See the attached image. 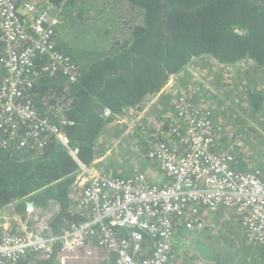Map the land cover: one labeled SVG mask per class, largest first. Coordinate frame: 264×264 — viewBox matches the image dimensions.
Returning <instances> with one entry per match:
<instances>
[{
	"label": "trees",
	"instance_id": "16d2710c",
	"mask_svg": "<svg viewBox=\"0 0 264 264\" xmlns=\"http://www.w3.org/2000/svg\"><path fill=\"white\" fill-rule=\"evenodd\" d=\"M26 1L56 7H60L64 1L67 4V0ZM122 1L142 15L138 24L130 20L125 22L130 30V39L116 40L98 53L54 39L55 51L62 55L66 65L51 67L46 58L36 57L28 73L27 84L22 85L24 103L29 102L44 118L61 114L63 122H58L57 118L51 120L60 125L71 147L78 149V159L82 163H89L98 152L105 133L120 127L114 125L116 116L123 115L127 108L139 111L171 76H180L192 60L197 59L202 65L205 63L206 67L212 68L208 60L213 59L227 74L230 71L226 69L227 66L249 61L251 64H245L243 71L237 70L245 73L239 75L241 92L234 97L239 98L236 106L249 115V120L262 125L260 131L256 130V126H249V123L236 126V119L228 126L222 125L220 120L227 117L224 111H218L222 116L218 118L217 105H209L208 102L200 104V101L210 97L216 100L217 95L206 94L200 99L185 88L182 95L190 115L178 114L176 101L171 96H161L163 98L153 110L159 113V117L151 123L149 131L154 134L161 129L168 134L165 141L171 143L170 149L176 147L175 141L182 138L189 118H195L193 113L196 112L198 119L206 118L214 126L212 152H226L232 156L237 170L246 172L257 169L264 180L261 164L251 161V155L247 154L250 143L240 134L245 128L246 132L256 133L264 141V87L254 83L258 74L264 76V6L256 5L251 0H208L207 3H204L205 0ZM198 4L201 5L196 6ZM174 5L178 6L169 10ZM2 55L0 44V57ZM65 69L71 72L73 80L64 74ZM217 75L219 77L221 74ZM244 76L245 80L242 79ZM214 79L212 77L211 85L219 84ZM227 85L230 87V83ZM101 109L110 114L100 113ZM218 126L220 129H217ZM121 131H116V142ZM0 136H4L1 130ZM6 139L5 145L0 143V210L10 205L20 220L27 219L30 223L27 212L32 206L38 214L31 222L33 228L40 232L43 226H48L52 235H60L72 225L86 221L88 211L78 208L82 188L75 184L77 165L68 151L51 137L45 138L40 147L31 142L19 147L16 137L11 140L9 133H6ZM107 167L104 173L119 175L112 170L113 164ZM235 222L236 228L239 226L241 230L240 221L235 219ZM6 232L15 233L17 230L8 229ZM126 233L118 234L121 238L127 237ZM241 237L245 254H255L257 263L264 264V248L249 243L242 234ZM189 251L187 256L184 254L187 263L192 264L193 260L204 262ZM224 252L212 250L213 256L209 252L211 262L203 264H221L220 260L223 264H232L230 250L224 255L227 263L220 254ZM174 254L172 250L169 264L176 262ZM114 255L100 247L96 240H86L73 254L62 251V245L57 242L51 252L31 253L15 264H114ZM202 255L208 259L205 254Z\"/></svg>",
	"mask_w": 264,
	"mask_h": 264
},
{
	"label": "built area",
	"instance_id": "2783aa9c",
	"mask_svg": "<svg viewBox=\"0 0 264 264\" xmlns=\"http://www.w3.org/2000/svg\"><path fill=\"white\" fill-rule=\"evenodd\" d=\"M62 7L0 0V130L4 133L0 143L6 144V133L11 140L16 137L19 147L29 142L40 147L45 138H53L75 161L77 186L88 182L78 205L88 211V217L60 235H52L48 226H43L46 232L40 235L31 223L38 214L29 207L27 217L31 222L15 221L17 232H5L0 237V264H15L31 253H49L57 242L62 251L73 254L86 240H96L105 251L113 252L114 264H169L181 229L193 234L203 229L213 232L209 214L219 208L228 218L240 221L242 235L249 243L264 248V180L257 169L237 170L226 152H212L214 126L208 119H198L194 112L195 118H189L182 138L171 149V143L165 141L168 134L161 129L150 135L142 130L137 154H143L165 179L155 184L140 172L132 176L102 172L96 165L104 162L105 156L90 164L82 163L78 149L71 147L60 125L51 120L62 121L61 114L44 118L29 102L24 103L23 86L36 57L46 58L51 67L66 65L54 48L56 32L62 24ZM245 64L251 63L237 62L226 69L243 71ZM64 74L74 79L69 70L65 69ZM175 78L171 76L157 94L150 96L140 112L127 108L123 115L140 118L154 110L161 96L167 94L174 95L178 114L190 115L185 98L179 97L181 90L174 91ZM103 113L110 114L105 110ZM123 115L115 118L120 127ZM128 133L124 128L122 137ZM118 142L112 149L117 148ZM123 231L127 237L120 238L118 233ZM192 238L178 237L180 241Z\"/></svg>",
	"mask_w": 264,
	"mask_h": 264
},
{
	"label": "rangeland",
	"instance_id": "374dc122",
	"mask_svg": "<svg viewBox=\"0 0 264 264\" xmlns=\"http://www.w3.org/2000/svg\"><path fill=\"white\" fill-rule=\"evenodd\" d=\"M70 1V2H69ZM104 2L106 5L110 4V0H100ZM74 8V13L72 14V17H75L74 23L77 25H80L81 19L83 21L82 28L84 29V32L87 33V36L83 38L80 42V48H83L84 50L88 51H95L94 53H98V51H103L110 45L109 42H111L113 39H119L124 40L127 38L126 25L125 22L127 20H130L129 16H126L123 13H120L119 16H117L118 13H112L104 15L101 18L96 17L93 12H91V5L92 0H67V3ZM80 5L84 8V13L82 12L81 8L78 7ZM81 12V15L79 13ZM88 22H91L90 25L86 24ZM86 24V25H84ZM77 30L75 29H69L67 40L68 42L71 41L72 43H76L77 41ZM92 55V54H91ZM205 66V63H203ZM213 67H216V65L213 64ZM235 71L234 69L229 71L228 74L219 70L216 71V69H210L208 68L206 72L201 74L200 78L203 82H200L202 88L199 89L203 90L205 92L201 97H204L206 94H216L217 99L213 100L211 97L209 99H205L204 101H200V104L203 105L204 102H208L209 105H217V109L215 110L218 112L220 110L224 111V120H220V123L224 126H228L229 123L232 122V120L236 119L235 125L238 126L240 123H249V126H256V130L260 131L262 129V125H259L257 123H254L249 120V115L243 113L242 108H239L236 106V103L239 101L238 97H234L235 94H237L239 91H241V85H240V72ZM224 73V74H223ZM245 73V72H244ZM244 73H240V75H244ZM217 74H221L219 77ZM251 76V73L248 75ZM212 77L220 80L217 81L219 83L217 86L210 83L212 80ZM242 79L245 80V76L242 77ZM249 79V78H248ZM248 82V80H247ZM227 83H230V87L227 85ZM256 86L263 88L264 87V76H259L255 78ZM184 96V95H183ZM180 95L179 97H183ZM178 97V98H179ZM197 97H199L197 95ZM200 98V97H199ZM201 99V98H200ZM151 111V110H150ZM148 112L142 117L137 118L133 114L131 115H123L122 121H123V127H117L113 131L109 130L105 133V135L102 137V141L104 145H101L99 147V155L105 154L106 152L110 151L112 154L116 157H118V162H120L119 167L115 166L112 167V170H115L120 176L130 175L133 172H143L147 178L149 179V175L153 170L149 169L148 167H154L153 165H150L144 158L143 154L138 155L137 154V144L140 142L138 136H140L142 130L146 131L147 135H150L151 132L149 131V126L151 123L159 117L158 112ZM140 112V109L139 111ZM162 112V111H161ZM212 114H214L213 111H211ZM161 115V113H160ZM217 117L221 118V114L219 112L217 113ZM243 118L239 119V118ZM118 124V123H116ZM114 124V125H116ZM120 126V125H119ZM139 127L137 130L136 127ZM124 128L129 131L127 137H122L123 131H121V134L119 133L117 136L118 146L115 149H112V145L114 146L116 142V131L119 129L124 130ZM240 134L243 138H245L249 143L250 146L247 150V154L251 155L253 159L251 161L253 162H259L261 164V169L264 172V141L258 137L256 133H248L246 132L245 128H242ZM238 133V135H240ZM132 135V136H131ZM239 138V136H237ZM131 141V144H128V142ZM112 143V145L110 144ZM109 146V147H108ZM129 146H131V151L128 152ZM263 151V154L262 152ZM258 154L260 157L258 158ZM111 158L109 154H107L103 160L108 161ZM258 158V159H257ZM249 159V160H250ZM262 160V161H261ZM261 161V162H260ZM118 164V163H116ZM119 168V169H117ZM102 170H107L102 168ZM224 211L222 208H219L217 212L212 213L215 215H211L210 219H208L209 223L215 222V230L207 231V229H203L199 232L195 231L194 234L190 231H185L181 229L179 232L178 237L185 238L186 235L188 237H193L190 239L191 243L188 245H182L183 252L185 256L188 254V250L193 251L195 254V257L200 258L206 263L211 262L213 256L212 250H215L219 252H222V250H225L224 253H220L224 258V261L227 263V259L224 255L228 254L230 250V253L232 254V264H258V259L256 258L255 254L250 253L246 255V249H244L243 244V238L241 237V230L240 227L237 226L236 228V222L235 220L230 217L228 218V214H222L220 213ZM220 217V220L217 221ZM214 225V224H213ZM243 236V235H242ZM176 237V245H175V251L177 248V242H180V240ZM245 243V242H244ZM240 245L242 247L240 248ZM208 247L210 250H208ZM259 247V246H258ZM256 247L255 249H259ZM174 251V253H175ZM246 253V254H245ZM205 254L208 259H205V257L202 255ZM242 258V259H241ZM241 259V260H239ZM203 262V263H204ZM219 262L222 263L220 260ZM218 262V263H219ZM201 263L198 260H193L192 264H199ZM201 263V264H203Z\"/></svg>",
	"mask_w": 264,
	"mask_h": 264
},
{
	"label": "crops",
	"instance_id": "0c3cea01",
	"mask_svg": "<svg viewBox=\"0 0 264 264\" xmlns=\"http://www.w3.org/2000/svg\"><path fill=\"white\" fill-rule=\"evenodd\" d=\"M24 2H27L26 0H22ZM66 1L62 2L63 7H62V13H61V17H62V24L60 25V27L58 28L57 32H56V36L55 39H57V42H68L67 37H68V32L69 29H75L77 30L78 34H77V41L76 43H72L71 41H69L68 43H70V45H80V42L83 38H85L87 36V33L84 32V29L82 28L83 26V21L81 19V24L77 25L76 23H74L75 21V17H72V14L74 13V8L73 6H71L69 4V2L67 4H65ZM35 4V3H34ZM36 5H45V4H36ZM79 8H81L82 12L84 13V6L82 7L79 3L78 5ZM91 12L94 13L95 18L99 17L102 19V17L104 15L107 14H111L112 13H118L117 16H119L120 13L125 14L126 16H129L130 21L132 23H136L138 24L140 22V17H142V15L140 14V12H135L131 7L128 6V4L124 3L122 0H110V4L106 5L104 2L100 1V0H92V5H91ZM80 15L81 12L79 11ZM136 19V21L134 20ZM129 21V20H127ZM126 21V22H127ZM91 22H88L86 24L90 25ZM84 24V25H86ZM82 25V26H81ZM125 32L127 33V38L124 40H129L130 39V30L126 27ZM119 40V39H113L111 42H109L108 45H110L112 42ZM123 41V40H121ZM209 64H211L213 66L216 65V67H212L210 69H216V71L221 70L219 64L215 61V60H208ZM197 59L192 60L186 67L185 70H183V72L180 74V76H176L175 78V83L177 85L178 88H185L186 90L191 91L192 94H194L195 96H199L201 97L200 93L204 91L200 90V88H202L203 85H201L200 82H203L202 79L200 78L201 74H203L204 72L207 71L208 67L202 65V62H198ZM218 69V70H217ZM236 71V70H235ZM238 73V72H237ZM240 75V73H238ZM180 79V80H179ZM216 81H220L217 79H214ZM218 85V84H217ZM216 85V86H217ZM241 92V91H240ZM239 92V93H240ZM237 93V94H239ZM214 105V103L212 104ZM217 109V107H215ZM215 111V110H214ZM216 114V112H215ZM116 157L115 155L112 154L111 158L108 161L104 160V164L102 162H97L96 167H98L101 171H105L102 170V168L104 169H108V165L113 164V167L117 166L119 167V164H116ZM98 154L96 157V160H98ZM95 160V161H96ZM149 169L153 170L152 167H148ZM119 169V168H117ZM149 181H151L152 183L155 184H159L162 183L163 181H165L164 177L157 173L156 171L153 170V172L150 173L149 175ZM222 214H226L225 211H222L220 213V215ZM210 217L211 215H215V214H209ZM20 220L15 214H14V210L13 208L9 205L6 206L5 208L0 210V235L3 232H6L8 229L12 230V231H16L17 230V226L15 224V221ZM220 220V217L217 221ZM211 225H213L215 227V222L214 223H210ZM191 241L190 240H186V241H180L177 242V248L175 251V245L173 247V253L175 251V257H176V262L174 264H189L187 263V261L184 259V252L182 249V245H188L190 244ZM208 250H210V248L208 247ZM191 251H189L190 253ZM199 261V260H198ZM200 264V263H199Z\"/></svg>",
	"mask_w": 264,
	"mask_h": 264
},
{
	"label": "clouds",
	"instance_id": "9594fccd",
	"mask_svg": "<svg viewBox=\"0 0 264 264\" xmlns=\"http://www.w3.org/2000/svg\"><path fill=\"white\" fill-rule=\"evenodd\" d=\"M181 90V93L183 92V91H185L183 88H178L177 87V85L174 87V91H176V90ZM180 93V94H181ZM168 96H171L172 97V99H175V97H174V95H172V94H167ZM165 95H163V97H164ZM163 97H161L160 99H162ZM104 111V110H103ZM101 145H104V143H103V141H102V139L100 140V146ZM112 145V144H111ZM99 146V147H100ZM104 146H106V145H104ZM99 151H100V149L98 148V152H96V155L93 157V160L91 161V162H89V163H85V164H90V163H92L95 159H96V157H97V154H98V158H101V157H103V156H106L107 154H109L110 156H112V153L110 152V151H108V152H106L105 154H101V155H99ZM113 155H114V153H113ZM118 160V158H116V162L120 165V162H118L117 161ZM103 164H104V162H102ZM154 166V165H153ZM153 168V170L154 171H157L158 169L156 168V167H152ZM136 172H133L132 173V175H134ZM140 173H143V172H140ZM158 173V172H157ZM160 174V173H159ZM147 177V176H146ZM74 178H75V176H74ZM149 180V179H148ZM151 182V181H150ZM80 198V197H79ZM79 198H78V205H79ZM30 207H32V206H30ZM81 209V208H80Z\"/></svg>",
	"mask_w": 264,
	"mask_h": 264
},
{
	"label": "water",
	"instance_id": "95a60500",
	"mask_svg": "<svg viewBox=\"0 0 264 264\" xmlns=\"http://www.w3.org/2000/svg\"><path fill=\"white\" fill-rule=\"evenodd\" d=\"M253 3H255L256 5H259V6H264V2L263 1H257V0H251ZM208 2V0H205L204 1V3H207ZM199 5H201V4H198V5H196V6H199ZM178 5H174V6H171V7H169V10L170 9H173V8H175V7H177ZM188 11H191V10H188ZM100 113H103V110L101 109L100 110Z\"/></svg>",
	"mask_w": 264,
	"mask_h": 264
},
{
	"label": "bare ground",
	"instance_id": "6f19581e",
	"mask_svg": "<svg viewBox=\"0 0 264 264\" xmlns=\"http://www.w3.org/2000/svg\"><path fill=\"white\" fill-rule=\"evenodd\" d=\"M98 168V167H97ZM102 172H105V171H102ZM88 183V182H87ZM87 183H84V184H82L81 186H77V179H76V181H75V184H76V186L77 187H81L82 188V191L88 186V184ZM38 234H40V235H44L45 234V232H43L44 231V229L43 228H41V230H40V232H38L37 230H35ZM114 263H115V261H114Z\"/></svg>",
	"mask_w": 264,
	"mask_h": 264
}]
</instances>
